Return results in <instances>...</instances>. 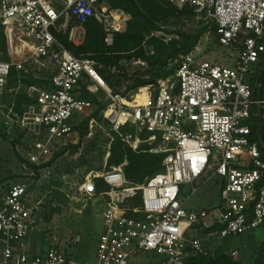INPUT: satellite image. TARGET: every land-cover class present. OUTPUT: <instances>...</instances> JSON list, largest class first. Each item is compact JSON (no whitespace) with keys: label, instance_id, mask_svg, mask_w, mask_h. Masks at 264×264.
Masks as SVG:
<instances>
[{"label":"built area","instance_id":"obj_1","mask_svg":"<svg viewBox=\"0 0 264 264\" xmlns=\"http://www.w3.org/2000/svg\"><path fill=\"white\" fill-rule=\"evenodd\" d=\"M166 1L215 22L218 42L236 46L238 56L228 66L200 59L194 51L179 52L169 63L172 73L125 96L101 77L102 65L76 56L57 34L81 44L85 22L92 17L103 28L105 44L113 46L131 18L128 12L107 0H0L1 22L18 28L30 46L23 60L0 59V100L12 69L24 71L28 59H44L53 68L49 87L22 114L15 111L14 101L8 110L20 132L34 137L31 163L39 164L51 144L79 133L75 127L83 119L74 118L88 105L80 97L84 80L88 91L107 94L101 113L110 130L131 128L123 134L125 145L136 152L165 154L160 170L142 182L127 178L128 158L99 175L108 185L103 192L107 207L94 263L70 257L56 245L33 252L26 240L37 222L33 194L25 183H0V264H185L190 253L215 254L205 241L226 245L264 226V159L251 128L258 106L264 118V94L246 79L264 52V0ZM215 158L213 174L223 178L220 201L210 208H185V185L196 193V182ZM99 176H87L80 194L94 197ZM134 199L138 207L130 203ZM128 206L135 215H128ZM142 253L152 256L144 262L138 259ZM237 253L232 249L230 254Z\"/></svg>","mask_w":264,"mask_h":264},{"label":"rangeland","instance_id":"obj_2","mask_svg":"<svg viewBox=\"0 0 264 264\" xmlns=\"http://www.w3.org/2000/svg\"><path fill=\"white\" fill-rule=\"evenodd\" d=\"M165 3L170 5L167 1ZM153 10L157 15V24L161 28L154 35L167 45L173 41H179L181 32L196 30L206 21L203 19V15L198 13L164 16L159 9L153 7ZM10 27L11 60H23L29 55V41L18 28ZM180 44L181 42H178L177 46ZM145 50L149 55L157 53L153 46L147 44H145ZM192 51L200 59L228 66H232L238 56L236 46H222L211 30H207L201 36ZM3 55L4 53L0 51V59ZM165 58H167L165 65L158 63L155 66L134 57L123 58L118 66H102L101 69L105 75L101 74V77L110 88L120 91L121 94L130 95L135 91H126V86L131 80L123 81L121 73L123 71L129 74L135 72L144 79L154 78L158 72L170 70L173 67L169 65L173 61V57L167 53ZM262 66L263 64L261 65L260 62L253 63L246 79L252 82L255 74L260 73ZM24 72L40 81L34 83L23 81L18 83H21L20 86L8 87L0 100V183L6 185L25 183L33 194V202L37 204V222L26 239L33 252L44 251L50 246L56 245L70 257L94 263L98 241L104 231L103 212L106 210L107 201L105 197L100 196L91 202L90 199L88 200L87 197L80 194V185L77 184L82 179L84 181L87 176H99L105 170L111 139L110 126L100 112L99 126L92 128L82 138L80 134H77V137L71 135L67 139L51 144L49 152L41 154L40 163H33L42 166L38 170V177H36L35 171L29 165L31 163L30 153L34 150L30 142L34 137L20 132L18 123L8 117V110L18 95L27 94L33 99L41 89H47L53 68L44 59L38 61L28 59ZM82 85L85 86V80ZM95 96L101 101L108 100L103 89H100ZM95 108V104L88 102L86 109L77 113L74 120H82ZM10 126L12 128L9 130ZM73 140L75 142H72ZM75 144H78L77 148L72 147ZM145 146L147 145H143V147ZM64 148H68L66 153L54 160L56 152ZM216 160L215 158L208 172L196 182V193L191 194V185H185L182 196L185 208H210L220 201L223 178L213 174ZM126 169L127 167H125V174ZM130 203H133L134 207L139 206L138 199H134ZM200 233L202 235L204 231ZM77 235L81 237L80 242L73 240ZM202 236L204 237V235ZM263 240L264 226L254 232L231 238L226 241V245L205 241L204 246L208 251L220 249L228 253H231L232 249H236L238 253L232 256L234 260L252 264ZM151 256L152 253H142L138 259L145 262Z\"/></svg>","mask_w":264,"mask_h":264},{"label":"trees","instance_id":"obj_3","mask_svg":"<svg viewBox=\"0 0 264 264\" xmlns=\"http://www.w3.org/2000/svg\"><path fill=\"white\" fill-rule=\"evenodd\" d=\"M112 7H118L124 9L131 15L126 29L116 35L115 43L113 46H107L104 42V31L102 26L92 17H89L85 22V39L81 44H75L69 41L68 34H57V37L64 45L76 56L78 57H91L97 61L99 65L102 66H118L119 62L123 58L134 57L138 60L147 62L148 64L155 66L160 63L165 65L167 63V58L165 55L169 53L173 58L179 52H190L198 44L201 36L207 31L211 30L218 38L217 26L215 22L208 21L204 22L199 28L191 32H181L179 41H173L170 45L165 44L160 38L154 33L160 30V26L157 24V15L153 10L154 8L159 9L164 16L171 15H192L196 13L191 8H185L182 10L177 9L172 4L167 5L166 0H107ZM10 25L3 24L0 22V51L4 53L2 59L11 60L10 53L12 47ZM148 37V38H147ZM178 42H181L180 46H177ZM145 44L153 46L157 51L156 55H149L145 50ZM264 62V52L261 58V65ZM172 67L170 70H163L155 74L154 78L144 79L141 78L135 72L127 73L122 72L123 81H129L130 83L126 86V91L136 90L138 87L146 85L150 81H154L156 78H165L170 73L173 72ZM100 73L104 74V71L99 68ZM258 73L253 77L252 84H255V80L258 77ZM30 79V80H29ZM27 81L28 83L38 82L37 78L30 77V74L24 71H17L12 69L9 76L8 87H16L19 82ZM259 87L261 89V94L263 95L264 88V71L259 79ZM82 92L80 97L96 105V108L88 113L82 121L76 125V130L79 132L82 138L88 131L92 128L98 127L100 122L99 113L108 104L107 101L99 100L94 93L88 91L84 86L82 87ZM112 89V88H111ZM115 93H121L116 89H112ZM125 95L126 94H122ZM33 99L27 94H20L14 100L15 111L22 114L24 111V106L31 103ZM256 111V108L253 109ZM106 121V120H105ZM106 123H108L106 121ZM252 133L256 136L259 142L258 133V123L252 117ZM108 130V129H107ZM126 131H131L129 127H123L120 130H110V145L108 149V166L111 164H118L122 162L125 158H128L129 164L126 169V176L129 180L135 182H142L146 176L153 175L158 172L161 168L162 160L165 154L162 153H150L147 151L136 152L132 147L125 145L123 140V134ZM262 139L264 141V128L262 133ZM261 150L262 158L264 159V149L258 143ZM72 147L77 148L78 144L72 145ZM140 149H144L141 146ZM68 148H64L56 152L54 160L66 153ZM51 160V161H54ZM51 163V162H50ZM31 168L35 171L36 177H38V170L41 165L29 164ZM49 165V164H48ZM128 215H135L133 207L127 208ZM185 264H247L241 261H236L232 255L228 252L218 250L214 255L211 254H195L190 253L185 260ZM252 264H264V240L258 247V251L254 262Z\"/></svg>","mask_w":264,"mask_h":264},{"label":"water","instance_id":"obj_4","mask_svg":"<svg viewBox=\"0 0 264 264\" xmlns=\"http://www.w3.org/2000/svg\"><path fill=\"white\" fill-rule=\"evenodd\" d=\"M264 71V62H263V66L261 68V71L255 81V90H257L258 94H260V87H259V79L262 75ZM255 119L258 123V133H259V143L262 145L263 149H264V141L262 139V133H263V128H264V118H263V113H262V109L260 106L257 107V113L255 114Z\"/></svg>","mask_w":264,"mask_h":264},{"label":"crops","instance_id":"obj_5","mask_svg":"<svg viewBox=\"0 0 264 264\" xmlns=\"http://www.w3.org/2000/svg\"><path fill=\"white\" fill-rule=\"evenodd\" d=\"M79 134V133H78ZM72 135H76V137L78 136L77 135V133H73ZM71 136V135H70ZM72 142H75L74 140L72 141ZM106 166H105V170L106 169H108L111 165H117V164H111V165H109L108 166V155H107V160H106ZM121 163V162H120ZM120 163H118V164H120ZM40 169V168H39ZM101 174V173H100ZM96 182H97V186H98V192H97V194L94 196V197H92V198H90V201L92 202L95 198H98V197H105V195H104V191H106L107 189H108V185L104 182V180L102 179V177H97L96 178ZM83 183V179L80 181V182H78V186L79 185H81ZM106 198V197H105ZM88 200H89V198H88ZM106 201H107V199H106ZM91 204V203H90ZM78 211H80V210H78Z\"/></svg>","mask_w":264,"mask_h":264}]
</instances>
